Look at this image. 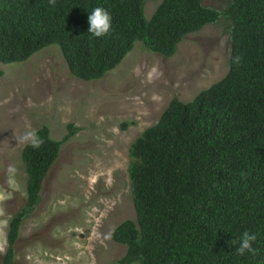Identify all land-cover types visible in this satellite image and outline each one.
I'll use <instances>...</instances> for the list:
<instances>
[{
  "label": "trees",
  "instance_id": "trees-1",
  "mask_svg": "<svg viewBox=\"0 0 264 264\" xmlns=\"http://www.w3.org/2000/svg\"><path fill=\"white\" fill-rule=\"evenodd\" d=\"M145 2L0 0V62L24 61L57 44L71 75L92 81L115 68L137 40L167 58L185 34L221 19L230 34L228 72L191 101L173 97L133 141L128 175L136 218L120 222L111 238L126 247L117 264H264V0H227L222 7L162 0L151 22ZM97 6L112 15L102 37L87 32L88 12ZM35 130L43 143L21 148L26 199L9 222L1 264H14L20 228L78 127L68 123L60 139L47 125ZM245 230L257 235L255 251L240 256Z\"/></svg>",
  "mask_w": 264,
  "mask_h": 264
},
{
  "label": "rangeland",
  "instance_id": "rangeland-1",
  "mask_svg": "<svg viewBox=\"0 0 264 264\" xmlns=\"http://www.w3.org/2000/svg\"><path fill=\"white\" fill-rule=\"evenodd\" d=\"M159 1L146 8L151 12ZM203 1L222 7L227 0ZM222 30L207 26L188 35L167 58L137 40L115 68L92 81L70 74L57 44L24 61L0 62V264L9 222L26 199L20 153L30 141L21 137L47 125L60 139L68 123L78 131L61 145L41 202L20 228L14 264H117L126 247L111 232L136 218L130 146L173 97L190 101L226 75L229 44Z\"/></svg>",
  "mask_w": 264,
  "mask_h": 264
},
{
  "label": "clouds",
  "instance_id": "clouds-1",
  "mask_svg": "<svg viewBox=\"0 0 264 264\" xmlns=\"http://www.w3.org/2000/svg\"><path fill=\"white\" fill-rule=\"evenodd\" d=\"M149 0H146L144 6H143V13H144V19H146L147 21H152L154 15L156 14V9L158 8V5L161 3L162 0H160L159 2L156 3L155 7L152 9V11L150 12L146 6ZM204 3V1H203ZM205 4V3H204ZM208 5V4H206ZM212 6V5H210ZM224 6V5H223ZM215 7V6H214ZM147 12V14L151 13V16L149 18H146L145 16V11ZM87 20H88V29L87 32L91 33L94 37H102L105 36L109 33V31L111 30V24H112V15L109 12L108 9L104 8L103 6H97L95 8H93L90 12H88V16H87ZM207 26H213V27H217V26H222L223 30H222V34L223 35H227L228 36V44H229V53L231 50V45H230V41H229V37L230 34L225 32V26L222 22L221 19H219L216 23H207L205 24L201 29L199 30H195L194 32H190L184 35V37L180 40V42L177 44L176 47V51L178 49V45L188 36L191 34H197L199 32L202 31V29H204ZM174 32H170L168 35L169 37H171L173 35ZM226 33V34H225ZM129 53V52H128ZM127 53V54H128ZM156 54V53H155ZM175 54V53H174ZM159 55V54H158ZM161 56V55H160ZM174 56V55H173ZM162 57V56H161ZM65 61V60H64ZM66 63V62H65ZM229 64V63H228ZM230 67V66H229ZM69 70V69H68ZM70 72V71H69ZM71 74V73H70ZM73 76V75H72ZM223 78V77H222ZM221 78V79H222ZM82 80V79H81ZM97 80V79H96ZM86 81V80H84ZM219 81V80H218ZM217 82V81H216ZM215 83V82H214ZM213 83V84H214ZM210 87V86H209ZM207 88V87H206ZM206 88L202 89L205 90ZM202 90H200L199 92H201ZM198 92V93H199ZM197 93V94H198ZM196 94V95H197ZM196 95L194 96V98L196 97ZM193 98V99H194ZM192 99V100H193ZM191 101V100H190ZM184 102V101H183ZM188 102V101H186ZM21 141H31V146L32 147H39L43 141L38 137L36 130H29L26 132L25 135H23L21 137ZM130 197H131V193H130ZM132 199V197H131ZM133 203V200H132ZM134 205V204H133ZM135 209V208H134ZM136 212V211H135ZM257 240V235L255 232H250L248 230H245L239 241H238V247L236 248V254L243 256L245 254V252L248 253H253L255 251V249L253 248V242H255ZM6 242H7V237H6ZM7 245V244H6Z\"/></svg>",
  "mask_w": 264,
  "mask_h": 264
}]
</instances>
